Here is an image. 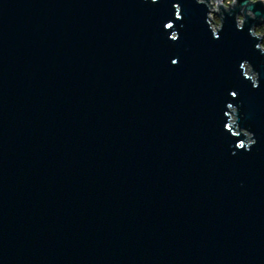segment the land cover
<instances>
[{
	"label": "water",
	"instance_id": "water-1",
	"mask_svg": "<svg viewBox=\"0 0 264 264\" xmlns=\"http://www.w3.org/2000/svg\"><path fill=\"white\" fill-rule=\"evenodd\" d=\"M199 3L0 0V264H264V1Z\"/></svg>",
	"mask_w": 264,
	"mask_h": 264
},
{
	"label": "snow or ice",
	"instance_id": "snow-or-ice-1",
	"mask_svg": "<svg viewBox=\"0 0 264 264\" xmlns=\"http://www.w3.org/2000/svg\"><path fill=\"white\" fill-rule=\"evenodd\" d=\"M153 3H157V0H152ZM199 4H203V0H200V3ZM172 8L175 9V13H174V21H182L185 19V17H183L181 15V9H182V5L181 3L179 2H174L172 3L171 5ZM170 20H173L171 18H169L166 22H162V28L163 29H167V30H171L174 28V23H170L169 21ZM210 22L208 21V24ZM244 27L240 28V30H243ZM222 30V29H221ZM221 30L219 32H214V31H211V35H212V38L215 40V41H219L221 39ZM253 36H256L254 33L252 34ZM262 35H264V33H262ZM168 39L171 41V42H176L178 43L181 39V34H177L175 31H171V34L170 36L168 37ZM257 48L260 49V44L256 45ZM180 63V60L179 58H173L171 60V64L172 65H178ZM244 66V63H242L240 65V67H243ZM243 75L246 77L247 76V73H243ZM252 81V87L253 89H259L260 87V84L259 82L257 83L256 79H251ZM229 94L232 98L234 99H239L238 97V92L236 90H229ZM226 106H227V109L229 110H233V109H237V107L235 106L234 107V104L232 102H227L226 103ZM225 115V113H224ZM224 129L227 131V132H231L232 131V125H230L228 122L227 124L224 125ZM257 143V140L256 139H253L251 140V143L250 145L248 146V148L250 149L251 146L255 145ZM236 147L240 148V149H245V146L243 144H240V145H237Z\"/></svg>",
	"mask_w": 264,
	"mask_h": 264
},
{
	"label": "clouds",
	"instance_id": "clouds-1",
	"mask_svg": "<svg viewBox=\"0 0 264 264\" xmlns=\"http://www.w3.org/2000/svg\"><path fill=\"white\" fill-rule=\"evenodd\" d=\"M222 2L224 3L225 7H228V6H230V5L235 4V3H236V0H222ZM252 2L255 3V2H257V0H252ZM249 15H251V12L249 13ZM242 19H243V18L241 17V20H242ZM262 33H264V30L254 32V34L257 35V36L262 35ZM261 47H264V44H262Z\"/></svg>",
	"mask_w": 264,
	"mask_h": 264
},
{
	"label": "rangeland",
	"instance_id": "rangeland-1",
	"mask_svg": "<svg viewBox=\"0 0 264 264\" xmlns=\"http://www.w3.org/2000/svg\"><path fill=\"white\" fill-rule=\"evenodd\" d=\"M212 2V1H211ZM212 3H214V2H212ZM215 5V4H214ZM216 7V6H215ZM215 7H213L212 9L213 10H216V8ZM210 19H211V21L213 22V25L214 26H218L219 25V19L216 17V15L214 14V12L213 11H211V14H210ZM261 28H263V27H261ZM248 71H249V69H248Z\"/></svg>",
	"mask_w": 264,
	"mask_h": 264
},
{
	"label": "bare ground",
	"instance_id": "bare-ground-1",
	"mask_svg": "<svg viewBox=\"0 0 264 264\" xmlns=\"http://www.w3.org/2000/svg\"><path fill=\"white\" fill-rule=\"evenodd\" d=\"M210 14H211V13H210ZM210 14H209V17H210ZM210 26H211V28H212L214 31L218 28V26L216 27V26L213 25V22H211Z\"/></svg>",
	"mask_w": 264,
	"mask_h": 264
},
{
	"label": "flooded vegetation",
	"instance_id": "flooded-vegetation-1",
	"mask_svg": "<svg viewBox=\"0 0 264 264\" xmlns=\"http://www.w3.org/2000/svg\"><path fill=\"white\" fill-rule=\"evenodd\" d=\"M259 29H263L264 30V26H263V28H259ZM259 29H257V30H259ZM260 37L262 38V43H263L264 42V35H260Z\"/></svg>",
	"mask_w": 264,
	"mask_h": 264
},
{
	"label": "trees",
	"instance_id": "trees-1",
	"mask_svg": "<svg viewBox=\"0 0 264 264\" xmlns=\"http://www.w3.org/2000/svg\"><path fill=\"white\" fill-rule=\"evenodd\" d=\"M251 1H252V0H251ZM263 1H264V0H263ZM262 30H263V29H259V30H257V31H262ZM257 31H256V32H257ZM262 44H264V42H263ZM263 48H264V47H263Z\"/></svg>",
	"mask_w": 264,
	"mask_h": 264
}]
</instances>
